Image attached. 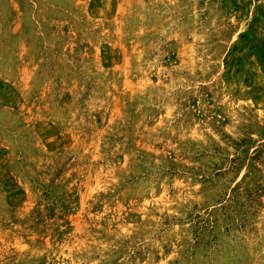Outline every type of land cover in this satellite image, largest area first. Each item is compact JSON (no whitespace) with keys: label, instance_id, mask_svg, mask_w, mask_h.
<instances>
[{"label":"rangeland","instance_id":"obj_1","mask_svg":"<svg viewBox=\"0 0 264 264\" xmlns=\"http://www.w3.org/2000/svg\"><path fill=\"white\" fill-rule=\"evenodd\" d=\"M0 264H264V0H0Z\"/></svg>","mask_w":264,"mask_h":264}]
</instances>
